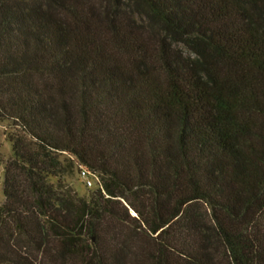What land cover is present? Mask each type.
Masks as SVG:
<instances>
[{
	"label": "trees",
	"instance_id": "obj_1",
	"mask_svg": "<svg viewBox=\"0 0 264 264\" xmlns=\"http://www.w3.org/2000/svg\"><path fill=\"white\" fill-rule=\"evenodd\" d=\"M0 119V264H264V0H0Z\"/></svg>",
	"mask_w": 264,
	"mask_h": 264
},
{
	"label": "rangeland",
	"instance_id": "obj_2",
	"mask_svg": "<svg viewBox=\"0 0 264 264\" xmlns=\"http://www.w3.org/2000/svg\"><path fill=\"white\" fill-rule=\"evenodd\" d=\"M14 132V128L10 121L0 119V205L5 201V196L3 192L4 188V173L5 166L7 162L12 158V143L9 140V135ZM65 154L62 155V159H65ZM68 169L70 171L69 175L66 176L67 183L74 190L76 195L82 198H89L92 192L96 191L101 187V177L98 173H94L93 176V186L88 187L85 180L81 178L79 172L81 167L74 160H69L67 162ZM90 171V170H89ZM92 172V171H91ZM132 215L136 214L132 211ZM46 264H53L51 262H46Z\"/></svg>",
	"mask_w": 264,
	"mask_h": 264
},
{
	"label": "built area",
	"instance_id": "obj_3",
	"mask_svg": "<svg viewBox=\"0 0 264 264\" xmlns=\"http://www.w3.org/2000/svg\"><path fill=\"white\" fill-rule=\"evenodd\" d=\"M79 174L81 178L85 180L88 187L93 186V176H95L93 172L89 171L85 167H81Z\"/></svg>",
	"mask_w": 264,
	"mask_h": 264
}]
</instances>
